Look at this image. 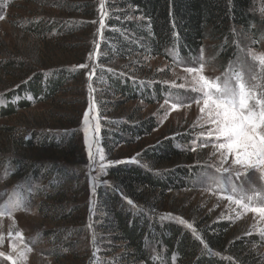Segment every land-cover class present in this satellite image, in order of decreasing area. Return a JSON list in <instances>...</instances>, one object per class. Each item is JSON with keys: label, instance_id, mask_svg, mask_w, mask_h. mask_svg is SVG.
I'll return each mask as SVG.
<instances>
[{"label": "trees", "instance_id": "16d2710c", "mask_svg": "<svg viewBox=\"0 0 264 264\" xmlns=\"http://www.w3.org/2000/svg\"><path fill=\"white\" fill-rule=\"evenodd\" d=\"M0 1L4 10L14 6L13 0L12 3ZM97 2L60 0L51 4L63 15L94 17L95 10V16L99 15ZM254 8V0H104L107 15L96 58L102 67L96 71L95 79L108 87L107 94L120 95L129 101L161 102L170 90L151 78L147 60H170L173 54L191 63L205 42L211 41L219 49L221 66L226 67L238 58L239 38L249 37L256 43L261 39L264 21ZM70 23L72 27H57L53 21L44 31L37 30V23H31L23 33L31 36L39 32L40 36H48L54 29L55 34L59 31L61 38L66 39L92 30L89 23ZM25 58L0 62L1 75L13 79H19L18 75L25 77L22 85L1 94L0 101L4 105L0 103V118L29 110L40 101L62 103L59 95L66 90L70 92L73 85L84 84V72L78 73L77 68L48 69L40 59L37 69H33ZM125 60L130 63L122 68L124 72L107 67ZM42 69L46 70L39 72ZM110 107H114L113 112L117 110L115 102L102 105L103 111L114 114ZM110 119L104 121L109 127L101 133L105 153L109 156L115 153L117 145L127 141L126 133L142 138L156 128L152 118L137 124L132 120ZM34 127L29 133L20 134L19 139L14 133L0 129V138L5 139L2 145L7 146L0 148V153L6 155L0 156V167L9 166L4 183L26 186L30 198L40 201L43 218L60 227L59 222L71 220L68 219L71 202L80 200L86 192V183L72 162L77 148L71 136H58L56 132L49 136ZM10 134L11 139H6ZM192 138L186 135L161 142L140 154L136 163L110 167L108 183L100 185L97 192L93 228L85 230L84 235L79 228L78 231L73 229L74 235L63 238L67 256L56 253L53 259L74 257L81 264H257L249 253L255 239L230 240V222L194 227L209 245L212 250L209 252L190 229L172 219L162 220L159 210L156 211L168 192L192 189L193 182L203 173L204 167L200 164L204 159L191 151ZM122 195L130 198L136 207L129 205ZM51 234L43 238L58 237Z\"/></svg>", "mask_w": 264, "mask_h": 264}, {"label": "rangeland", "instance_id": "374dc122", "mask_svg": "<svg viewBox=\"0 0 264 264\" xmlns=\"http://www.w3.org/2000/svg\"><path fill=\"white\" fill-rule=\"evenodd\" d=\"M11 1L12 0H9V2ZM52 1L55 2L60 0H45L42 3L41 0L23 2L20 0H13V3H11L14 6L5 8V10L2 8L4 6H1L0 1V16L4 17V19H0V62H7L8 60L11 61L16 58L24 59V57H27L25 60L33 69H37L36 63H39L40 59L42 60L40 63L49 66L48 69L63 66L66 68L72 66L73 69H76L77 67L75 66L87 63L89 65L87 69L77 68L78 73L84 72V84L73 85L70 92L66 90L65 93L59 95L58 99H60L62 103L57 104V101L54 103L51 101H40V103H34L29 110H19L14 116L0 118V129L7 133H14L16 135L15 137L19 139L21 138L20 134L25 132L29 133L31 128L34 127L28 124H35L37 126L34 128H38L36 131H42V133L49 136L53 135L55 132L58 136H71L72 143L77 148L74 152L75 156L72 158V162H74L73 165L77 168L81 174V178L86 183V192L80 200L71 202L73 204L70 205L71 210L68 215V219L71 220L62 223L59 222L57 226L60 227H56L54 226L55 224H51L48 219L45 220V218H43L42 211L40 210V201L37 198H30L26 186L20 183L13 186L5 185L4 178L8 174L9 166L6 164L5 168L1 169L0 167V204H3L9 198L15 199L17 197L21 198L26 204V210L15 212L14 219H10L7 216L0 218V236L3 237V243L0 244V251L6 253L11 252V246L13 244L18 245L17 250L19 251L23 248V244H26L32 251L27 252V259L24 264H81V261L74 257H65L66 259L64 260L56 261L53 259V255L57 253L63 257L67 256L68 250L63 244L65 243L63 238L74 235L73 229L77 230L79 228L80 233L84 231V235L87 232L85 230L93 228L92 220L94 219L97 192L99 186L104 184L107 180V171L112 167H107L105 170L106 174H101L98 171L99 155H97V163L93 166L96 170L89 169L87 148L82 130L83 114L89 104V80L86 73L92 69L93 65H95V74L96 71L102 67L99 61L96 60L98 55L94 60L88 59L89 54L96 50V46L99 45L100 42L101 36L98 34L99 15L95 16L97 15L96 10L94 17L63 15L64 13L62 11L52 7ZM97 3L99 13L100 0H98ZM254 3L255 13L264 21V0H254ZM53 21L56 22L57 27H61L62 25H65V27L68 25V27H72L71 21L77 22V25L89 23L92 30L76 33L66 39L61 38L59 31L55 34L53 28V32L51 34L49 33L48 36H40L39 32L31 36L23 33L31 23H37V30L41 29L44 31L47 27L52 26ZM92 21H96V23H92ZM262 32L261 39L260 41L258 40V43L252 41L249 37L239 38L238 58L233 63L226 65V67L221 66V62L219 61V49H217L215 44L211 41L205 42L199 55L191 63L177 58L173 54H170V60L163 58L147 60V69L150 70L151 78L163 83V85L170 90L169 95L165 98L168 103H165V100L161 102H145L135 99L129 101V98H124L120 95L107 94L105 92H107L108 87L100 85L99 80L97 81V79H95L94 74L91 80L93 89L91 95L98 109L99 116L101 115L99 146L103 149L105 163L107 160L127 161L132 157L137 159L144 151L158 146L161 142L176 140V138L186 135H189L190 138L194 137L192 139H196L201 131L206 130L208 127L207 125L205 128H201L197 123L201 114L199 112V106L195 103H192L191 108L181 107L178 110L171 109L172 103L181 105L188 104L200 95V93L192 91L191 74L183 70L185 67H198L200 63H203L205 65L204 75L213 79L220 77L222 80L226 73L232 76L235 71H242L247 82L259 83L261 86H264V72H261L258 60L253 59V54L257 57L260 54H264V30ZM54 40L56 44H54ZM127 63L130 62L126 60L120 61L107 67L115 69L117 72H124L122 68H124ZM44 70L46 69H42L39 72H44ZM36 71L37 70H35V72ZM254 75L257 76V80L251 79ZM17 77L19 79H13L1 75L0 73V97L1 94L6 93L7 90L9 91L15 88V86L22 85L21 83L25 77L22 75H18ZM173 83L176 85L185 84V88L172 87ZM29 101L32 102L31 99ZM109 101L111 103L115 102L116 104L117 110L115 112H113L114 107H110V112L114 114L106 113L102 109V105ZM0 103L4 105L2 100ZM166 112L168 113L167 116H165ZM151 118L155 121L156 128L150 135L142 138H135L130 137V135L126 133L127 141L124 144L117 145L114 154L109 156L105 153V148L103 146L104 141L101 133L105 128L107 129L109 127L105 125L104 121L106 119L115 121L120 119L127 121L132 120V122L137 124ZM194 124L196 125L195 127H193ZM53 128H58V130H54ZM11 137L10 134L6 139H11ZM0 142V148L7 147L2 145V142H5L2 136ZM203 142L204 138H200L195 145H193V143L191 144L192 147H196L194 153H198V155L204 159L203 163L200 164L204 167L203 173L193 182V188L168 192L165 198H163V202L157 206L156 211L159 210L160 217L165 214L182 217L184 220L191 223L193 227L197 226L198 228L215 222H230L232 227L229 239L232 241L240 240L245 237L247 239H255L256 243L250 247L251 251L249 253L254 257L257 264H264V236H261L259 232L261 228H264V220L251 212H245L241 217L237 218L236 212L241 211V209L236 208L234 204L230 206L229 201L222 199L223 193H221L219 189H216L215 193L209 189L207 178L204 174H219L215 172V168L210 166L216 161V158L211 156L213 152L211 142L209 141L208 147L201 148L200 144ZM10 153H12V151H10ZM1 155L6 156L3 153H0V156ZM224 175L227 176L228 174ZM90 176H99L100 182L91 180ZM233 182L236 183L238 187L242 186L244 191L249 195H253V193L260 194L253 200L254 205L264 203V180H261L259 174L254 170L249 171L247 178L242 176L237 180L236 177H233ZM93 184L95 185L94 196L91 195V187ZM20 187H22L24 191L20 190ZM233 209H235V211H233ZM221 214L224 216H231L232 219H219ZM80 227L83 228L81 229ZM183 227L187 228L184 225ZM17 232L23 233V244L20 243ZM246 232L250 234L246 235ZM51 233L57 234L58 237H48L49 240L43 238V236L53 235ZM79 236H81V234H79ZM74 237L77 238L76 236ZM0 264H9V262L0 258Z\"/></svg>", "mask_w": 264, "mask_h": 264}, {"label": "snow or ice", "instance_id": "6c2138e0", "mask_svg": "<svg viewBox=\"0 0 264 264\" xmlns=\"http://www.w3.org/2000/svg\"><path fill=\"white\" fill-rule=\"evenodd\" d=\"M106 15L104 0H100L98 34L101 37L105 28ZM0 19H4V17L0 16ZM92 23H96V21H92ZM98 51L99 45L96 46L94 52L89 54L88 59L94 60L98 55ZM253 59L258 60L261 72H264V54H260L258 57L253 54ZM75 67L87 69L89 65L83 63ZM183 70L191 74L192 91L200 93V95L188 104L172 103L171 109L191 108L192 103L199 106L201 115L197 123L201 128H205L206 125L208 127L205 131H201L192 143L195 145L198 139L204 138V142L200 144V147L203 148L208 147L209 141L211 142L213 149L211 156L215 157L216 161L210 166L215 168V172L219 174H204L209 189L214 193L216 189H219L223 193L222 199L229 201L230 206L234 204L236 208L241 209V211L236 212L237 218L245 212H251L264 220V203L253 204L255 197L260 194L253 193V195H249L242 186L238 187L233 182V177H236L237 180L242 176L247 178L250 170H254L259 174L260 179L264 180V86L259 83L247 82L242 71H235L232 76L226 73L223 80L220 77L209 78L204 75L205 65L203 63H200L198 67H185ZM94 74L95 65L86 73L89 80V104L83 114L82 130L87 148L89 169L96 170L93 166L97 163L96 157L99 155L98 171L101 174H106L105 170L109 166L136 163L137 161L135 157H132L127 161L107 160L105 163L103 149L99 146L100 116L91 95L93 91L91 80ZM251 79L257 80V76L254 75ZM172 87L185 88V84L176 85L173 83ZM165 103H168V101L165 100ZM167 114L166 112L165 116ZM195 126L194 124L193 127ZM191 151L195 152L196 147L193 146ZM224 174L228 175L225 176ZM90 179L100 182L99 176H90ZM105 183L108 182L105 181ZM91 195H95L94 184L91 187ZM122 198L132 207H136L130 198L123 195ZM21 210H26L25 202L19 197L9 198L3 204H0V218L7 216L14 219V213ZM160 218L162 220L172 219L186 226L192 231L193 236L200 241L204 249L209 252L212 251L209 245L198 235L193 225L182 217L165 214ZM219 219L231 220L232 217L221 214ZM259 232L261 236H264V228H261ZM245 234L250 233L246 232ZM17 237L20 243L23 244V233L17 232ZM2 243L3 237L0 236V244ZM11 247L12 251L9 253L0 251V258L8 261L9 264H24L27 259V252L32 251V249L26 244H23V248L19 251L17 250V244H13Z\"/></svg>", "mask_w": 264, "mask_h": 264}]
</instances>
